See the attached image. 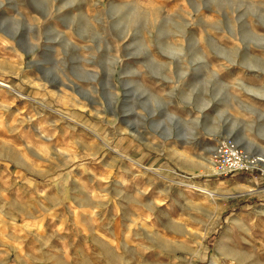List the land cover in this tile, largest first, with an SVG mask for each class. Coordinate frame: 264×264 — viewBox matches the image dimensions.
Listing matches in <instances>:
<instances>
[{"label": "clouds", "instance_id": "obj_1", "mask_svg": "<svg viewBox=\"0 0 264 264\" xmlns=\"http://www.w3.org/2000/svg\"><path fill=\"white\" fill-rule=\"evenodd\" d=\"M4 40L44 92L104 112L142 158L155 152L157 160L195 164L187 176L155 162L138 169L130 202L162 229L182 223L173 213L183 214L189 200L174 189L187 188L189 176L264 158V0H0ZM147 173L155 179L142 180ZM234 191L264 199V189ZM200 227L207 239L215 222ZM246 232L231 219L213 254L201 242L192 259L224 264L243 250L238 234Z\"/></svg>", "mask_w": 264, "mask_h": 264}, {"label": "rangeland", "instance_id": "obj_2", "mask_svg": "<svg viewBox=\"0 0 264 264\" xmlns=\"http://www.w3.org/2000/svg\"><path fill=\"white\" fill-rule=\"evenodd\" d=\"M0 82L10 87L0 88V264H207L192 259L197 246L202 242L212 255L231 219L244 222L247 232L238 235L247 243L224 264H264V216L255 214L264 199L234 191L264 189V158L249 172L189 176L186 184L214 195L174 189L189 205L173 213L182 223L165 230L132 207L141 182L134 177L154 162L187 176L192 161L157 160L155 152L142 158L104 112L51 88L44 92L7 40L0 42ZM201 222H215L211 237L205 239Z\"/></svg>", "mask_w": 264, "mask_h": 264}, {"label": "built area", "instance_id": "obj_3", "mask_svg": "<svg viewBox=\"0 0 264 264\" xmlns=\"http://www.w3.org/2000/svg\"><path fill=\"white\" fill-rule=\"evenodd\" d=\"M243 162L247 165L243 169L234 168V170H232V171H228L226 173H222V174H218V175L214 174V176H216V177H226V176H232V175H235V174H238V173L249 172V171L254 170L259 164L257 159H255V160L248 159V160H245Z\"/></svg>", "mask_w": 264, "mask_h": 264}, {"label": "bare ground", "instance_id": "obj_4", "mask_svg": "<svg viewBox=\"0 0 264 264\" xmlns=\"http://www.w3.org/2000/svg\"><path fill=\"white\" fill-rule=\"evenodd\" d=\"M0 88L10 89V87H8L7 85H5V84H3L1 82H0ZM258 162H259V160H258ZM187 185H188V187H187L188 189H193V190L199 191V192L203 193L206 196L213 197V195H214L211 191L203 189L201 186H198V185H195V184H187Z\"/></svg>", "mask_w": 264, "mask_h": 264}]
</instances>
